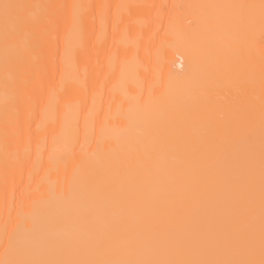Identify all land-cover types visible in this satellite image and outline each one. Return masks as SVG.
Returning <instances> with one entry per match:
<instances>
[{
  "label": "snow or ice",
  "instance_id": "obj_1",
  "mask_svg": "<svg viewBox=\"0 0 264 264\" xmlns=\"http://www.w3.org/2000/svg\"><path fill=\"white\" fill-rule=\"evenodd\" d=\"M154 7L130 49L121 25ZM161 30L186 43L181 82L152 63ZM0 178V264H264V0H0Z\"/></svg>",
  "mask_w": 264,
  "mask_h": 264
},
{
  "label": "bare ground",
  "instance_id": "obj_2",
  "mask_svg": "<svg viewBox=\"0 0 264 264\" xmlns=\"http://www.w3.org/2000/svg\"><path fill=\"white\" fill-rule=\"evenodd\" d=\"M46 3H72L74 0H43ZM75 2H82L87 4H110L117 5L121 3H132L138 5H181V4H189V3H203V2H216V0H75ZM115 13L116 9L113 8L111 10ZM171 11L170 9H166L165 13ZM126 15V13H125ZM160 16V9L158 7L154 8H138L133 11V15L131 17L132 20V29L130 33L125 34L124 25H121V34L122 38L127 42L130 49L135 48V40L134 38L141 31L144 32V40L146 41L148 37H150L155 31L156 27H158ZM178 24L185 29L186 31L191 30L194 25L190 24L191 21L195 20V14L190 10H184L183 12L176 13ZM165 24L167 25V20H165ZM151 25V27H149ZM97 30L100 31V25L97 24ZM108 33L109 36L111 34V23L108 24ZM256 39L259 41L260 34L257 32ZM161 41H164V47L162 49H153L152 63L158 68H162L164 79L171 80L173 83H178L183 81L189 74L191 70L190 60L188 55V50L185 41L177 34L175 30L170 31L167 36L164 31L161 30L159 36L156 37V45L159 46ZM62 49V45H61ZM141 58L143 59V53H141ZM57 59H59L57 57ZM93 61L95 57L91 58ZM102 63L104 65V70L107 71L109 67V61L107 57H102ZM33 63H39V57H33ZM91 66V61L88 57H84L81 59L80 68L84 69L85 66ZM55 77L57 81H59L58 70L52 68L51 65L48 66L45 75L43 77L45 82V92L47 89V81ZM37 85H39L40 80L36 81ZM33 160H37L39 158V154L34 150L32 153ZM69 174H71V168H69ZM17 183L19 184L21 180H23V184L20 185L23 188L28 184V170L25 169L22 176L17 175ZM56 181V176L52 175L48 177L44 183L45 186H49ZM16 200L21 198V193L17 191L15 193ZM9 199H12L11 189L9 190ZM5 203H4V190H3V181L0 178V230H2L3 223V215L5 213ZM13 215H15V211H13ZM2 251V249H0Z\"/></svg>",
  "mask_w": 264,
  "mask_h": 264
}]
</instances>
